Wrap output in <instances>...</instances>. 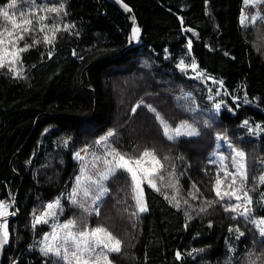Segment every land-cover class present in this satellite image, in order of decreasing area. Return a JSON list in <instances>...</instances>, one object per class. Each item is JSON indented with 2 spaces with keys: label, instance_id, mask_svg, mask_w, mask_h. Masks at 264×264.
<instances>
[{
  "label": "trees",
  "instance_id": "16d2710c",
  "mask_svg": "<svg viewBox=\"0 0 264 264\" xmlns=\"http://www.w3.org/2000/svg\"><path fill=\"white\" fill-rule=\"evenodd\" d=\"M31 1L0 0L33 21L18 41L31 45L15 65L22 78L0 68V202L19 210L2 264H68L40 249L46 235L59 244L50 234L63 237L60 226L69 221L73 233L103 227L121 241V251L108 254L111 264H264V237L249 219L225 211L233 203L216 196V180L225 193L231 178L212 162L223 137L244 152V190L254 215L264 217V18L245 27V0H125L139 42L118 55L130 21L110 0H45L47 9L64 3L59 13ZM41 13L49 19L38 23ZM52 22L61 25L49 44L43 38L52 32L39 29ZM157 113L169 129L188 123L198 133L170 140ZM145 151L160 162L141 161L159 190L139 172L147 203L140 212L129 197L130 174L110 168L114 152L135 167ZM92 157L106 179L94 173ZM46 212L55 215L33 227Z\"/></svg>",
  "mask_w": 264,
  "mask_h": 264
},
{
  "label": "snow or ice",
  "instance_id": "6c2138e0",
  "mask_svg": "<svg viewBox=\"0 0 264 264\" xmlns=\"http://www.w3.org/2000/svg\"><path fill=\"white\" fill-rule=\"evenodd\" d=\"M247 2V0H246ZM61 9L59 8H49V9H43V11H49L53 13H59ZM3 17L6 20H9L12 24L13 30L7 31L5 29L4 32H0V68H4L6 65L8 66L9 71L15 70V65L18 61L21 60V53L28 50L31 45H25L24 47H19L18 41L24 39V33H30L33 31L31 28V25L33 23L32 19H28L25 17V13L21 12L20 16L23 18L19 23H17L16 19L13 16L9 15V12L7 10H4L2 12ZM47 19V17L39 16L37 19V22L40 23L43 20ZM255 17H253V22H255ZM47 25H44L39 30L41 32L45 31V28H47ZM52 39H49L48 35L44 36V41L46 43L51 44L55 38V25H52ZM5 32L7 33L5 35ZM139 32V29L133 30V37L135 38ZM34 43H39V41H34ZM190 46V45H189ZM51 55V53H49ZM193 70H195L196 65L195 63L192 64ZM15 75L17 77L22 78V74L19 70H15ZM139 107V105H137ZM219 108V105H217ZM151 111L155 112V109H151ZM157 119L161 121V123L164 125V134L168 137V139H174L172 135L169 134L170 129L167 123L163 120L162 117L159 116L157 113ZM247 123V122H245ZM175 132L176 136L181 135L180 129L177 128L173 130ZM188 135L197 134L193 131H189L187 133ZM108 136L114 135L113 132H109L107 134ZM107 137H103L102 140H106ZM99 143V141H98ZM77 157H79V153L76 154ZM152 156L153 160L156 164L159 165V160L155 159L154 153H150L145 151L143 155L135 160V167L133 166V161L131 159H126L125 156L121 155L118 152H114L113 154V160L115 161V167L110 168V171L115 174L116 169H121L128 174H130L131 180L133 182V192L135 193L134 199L136 200L138 209L140 212H146L147 211V205L144 202L142 198V188L141 184L143 180L141 179L140 175H138L139 172L144 173V178L147 180L148 175L150 173L147 169H143L141 167V161L145 157ZM235 156L237 159L234 160V167L236 169L235 173H227L225 172L226 178L230 177L233 181V184H235L236 178H240V185L230 192L221 193L220 192V185L221 180L217 178L216 180V196L220 198V200H223L225 196L228 197L229 200L235 198L237 201H240V203L235 205H230L225 207V211H230L233 213L239 212V215L247 219L251 215V208L250 205L252 204V198L247 194V192L243 191L244 188V181L247 180V174L244 164V152L242 151H236ZM110 165L113 163V161L108 162ZM162 167V165H161ZM107 178V175H105V179ZM259 182L264 184V176H260ZM150 187L156 189V185L151 181L147 180ZM195 187V186H194ZM232 188V185L229 186ZM157 191L159 189H156ZM105 190H102L100 195L102 196L104 194ZM88 193L85 192V196H87ZM100 197L97 196L95 199H99ZM167 198V197H166ZM175 199V198H173ZM71 203L76 204L77 201L75 199V192H73L72 196L70 197ZM212 202H209V206H211ZM60 205L59 199H57L54 203H50L47 205V208L49 210H52L54 208H58ZM179 206L177 202V207ZM8 207L9 205L5 204L4 202H0V218L6 217L8 213ZM79 207H83V205H79ZM242 209V210H241ZM201 211H205V209H201ZM12 215H15V213H11ZM96 214L99 215V210L96 209ZM48 215H55L54 212H46L40 217H36L35 221L33 223V227H35L36 224L39 223H47V219H45ZM235 218V217H233ZM253 225H255L259 231V234L264 237V217H262L259 221L252 219L250 221ZM75 226L74 221H69L62 226H60L63 230H67L65 232V235L63 237H59L55 232H53L51 235V240L56 241L60 240L59 244L56 243H49V236H45L44 240V246L40 249V251L44 255L52 254L56 257H60L63 261H67L68 264H111V261L109 260V253H119L121 251V241L114 237L111 232H108L107 229L103 227H96L89 231H80L79 233H73L71 229ZM239 235H243L244 233L239 232V228L235 229ZM231 231V229H230ZM8 229H7V221L3 220L0 221V247H2L5 243L8 242ZM71 244L73 250L70 252L68 245ZM99 249V251H97ZM179 255V254H178Z\"/></svg>",
  "mask_w": 264,
  "mask_h": 264
},
{
  "label": "rangeland",
  "instance_id": "374dc122",
  "mask_svg": "<svg viewBox=\"0 0 264 264\" xmlns=\"http://www.w3.org/2000/svg\"><path fill=\"white\" fill-rule=\"evenodd\" d=\"M31 3L37 9H42V8L43 9H47V7H48V3L45 0H32ZM65 7H66L65 4L62 3V2H61V4H59L57 6V8L61 9L60 11L65 10ZM263 9H264V0H247V2L245 0V2H244V11H243V16H242V22H243L244 26L248 27L249 25H252L254 23L255 24L256 23H261L258 19L264 18L263 11H262ZM4 10H7L9 12L10 16H13V14H15L14 18L16 19L17 23L20 22V20H19L20 17H21L20 13L23 12V10H19V8L17 6L11 5V3H9L7 5H4V6L0 5V21L6 23L3 26V32L5 31V29H7V31H12L13 27H12L11 22L9 20H6L3 17V15H2V12ZM41 14H42V16H44L43 13H41ZM253 17L256 18L255 22H253ZM47 19H49V17H47ZM52 25H55V28L57 29L61 25V22H52ZM52 25H47L48 27L46 28L48 33H49V35H50V32H52V30H51L52 29ZM6 34L7 33L5 32V35ZM191 68H192V66H191ZM235 100L238 101L237 99H235ZM216 108L220 109L221 107L219 105V108L218 107H216ZM179 129H180L181 135L176 136L175 132L172 129H170L169 134L172 135L174 138H177V137H181V136H192V135H188L187 133L189 131H193V130H194L195 133H198V128L193 126V125H190L188 123L182 124L179 127ZM256 129L258 130L257 133H262L263 132L262 127L260 125H258V124L256 125ZM193 135H196V134H193ZM219 148H221V149L213 153L212 162L216 163V165L218 166V168L220 170L227 171V173H235L236 169L234 167V160L237 159L236 156H235V152L236 151H242V150L237 148L232 142H230L228 139H226L224 137L220 139ZM229 162H231L233 164V169L232 170H228V166H229L228 163ZM90 163H93V165H94L93 171L96 174V176L99 177L100 179H105V175H107V172H106L104 166L102 164H100L98 158H96V157L90 158ZM244 164H245V156H244ZM138 175H140V174L138 173ZM141 179H142V177H141ZM244 183H245V181H244ZM230 185H232V188H229V192L240 185V178L239 177L236 178L235 184H233V181L231 179ZM142 186H143V183L141 184V188H142ZM142 190H143V188H142ZM243 191L245 192L244 188H243ZM132 194H135V193L132 192V190H131L130 194H129V197H131ZM250 197L252 198V196H250ZM142 198H143L144 202L146 203V200H145V197L143 195V192H142ZM225 198L228 199L227 196H225ZM231 202L233 203L232 205L240 203V201H237L235 198L231 199ZM83 204L85 205V202ZM88 205L89 206H87V205L86 206L92 212H96V209H98V206L94 202H90V204H88ZM146 205H147V203H146ZM250 208H251V215L247 219H249L250 221L252 219H255V220L259 221L262 217L254 215V212H253V198H252V204L250 205ZM236 214L239 215V212H236ZM123 215L128 217L130 215V213H127L126 211H124Z\"/></svg>",
  "mask_w": 264,
  "mask_h": 264
},
{
  "label": "water",
  "instance_id": "95a60500",
  "mask_svg": "<svg viewBox=\"0 0 264 264\" xmlns=\"http://www.w3.org/2000/svg\"><path fill=\"white\" fill-rule=\"evenodd\" d=\"M111 2H113L114 4H116L128 17L129 21H130V29H129V42L128 44L118 53V55H120L123 51L136 46L137 43L139 42L138 39V34L137 36L134 38L133 37V30L134 29H138L136 26V21H137V17L135 12L133 11L132 7L130 6L129 3H127L125 0H110ZM15 210L14 211H10L8 209V215L6 217H2L0 218V221L6 220L7 221V229H8V233H9V237H8V242L5 243L2 247H0V264H2L3 261V256L5 253V250L9 247L11 239H12V235H11V229H10V222L12 219L18 218L19 217V210L17 208V202H15ZM15 213V215H12L11 213Z\"/></svg>",
  "mask_w": 264,
  "mask_h": 264
},
{
  "label": "built area",
  "instance_id": "2783aa9c",
  "mask_svg": "<svg viewBox=\"0 0 264 264\" xmlns=\"http://www.w3.org/2000/svg\"><path fill=\"white\" fill-rule=\"evenodd\" d=\"M195 71L197 72V74H199V73H200V71L198 70V68H197V67L195 68Z\"/></svg>",
  "mask_w": 264,
  "mask_h": 264
},
{
  "label": "bare ground",
  "instance_id": "6f19581e",
  "mask_svg": "<svg viewBox=\"0 0 264 264\" xmlns=\"http://www.w3.org/2000/svg\"><path fill=\"white\" fill-rule=\"evenodd\" d=\"M210 76V75H209ZM83 152V151H82Z\"/></svg>",
  "mask_w": 264,
  "mask_h": 264
}]
</instances>
